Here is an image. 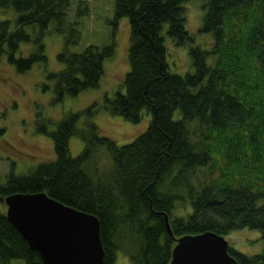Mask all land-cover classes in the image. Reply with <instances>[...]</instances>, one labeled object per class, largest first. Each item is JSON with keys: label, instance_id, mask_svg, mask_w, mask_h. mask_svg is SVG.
I'll return each mask as SVG.
<instances>
[{"label": "trees", "instance_id": "obj_1", "mask_svg": "<svg viewBox=\"0 0 264 264\" xmlns=\"http://www.w3.org/2000/svg\"><path fill=\"white\" fill-rule=\"evenodd\" d=\"M188 1L115 2L116 21L126 17L130 23V69L125 90L107 98L105 108L135 123L147 111L152 117L144 133L119 145L91 119L80 126L82 112L68 113L52 131L51 121L40 126L52 136L56 158L25 175L11 172L0 185L3 204L13 193L46 192L97 216L105 264H117L119 253L132 264H170L176 239L187 234L225 237L244 228L264 234V0H203L201 32L214 36L209 50L195 45L186 28ZM79 3L76 18L89 14ZM72 5L0 0V59L6 57L18 73L46 67L47 32L74 26L58 53L62 69L46 74L56 101L98 87L105 58L115 53V43L71 51L79 37ZM166 36L190 45L192 73L171 71ZM23 43L34 51L19 55ZM73 136L85 143L78 156L71 154ZM228 252L238 264H264V251L250 256L229 244ZM13 260L44 264L0 210V264Z\"/></svg>", "mask_w": 264, "mask_h": 264}, {"label": "rangeland", "instance_id": "obj_2", "mask_svg": "<svg viewBox=\"0 0 264 264\" xmlns=\"http://www.w3.org/2000/svg\"><path fill=\"white\" fill-rule=\"evenodd\" d=\"M71 23L78 21V43L70 45L72 52H81L93 44L101 50L115 43V53L105 58L104 74L100 84L81 92L77 96H66L56 101L53 83L47 78V72H57L63 64L58 60L74 27L65 26L62 33L47 32L44 42L48 56V65H35L26 73H18L6 57L0 59V185L6 184L10 173L28 174L44 162L56 158L54 141L50 134L40 131L46 122L49 131L56 128L68 113L82 112L80 126L91 119L104 136L115 140L119 145L131 143L144 133L150 125L151 114L143 111L140 122L127 120L124 116L113 115L105 108L107 98L113 99L116 93L124 91V79L130 69V23L128 18L115 19L116 0H72ZM80 1L89 8V14L76 18ZM203 0H191L184 4L186 8V28L195 38V45L211 49L214 44L212 33L201 32L206 9ZM0 12V19L4 18ZM167 59L173 73L185 75L194 71L190 55V45L178 46L166 36ZM34 51V45L23 43L19 55L27 56ZM88 109L92 115L85 113ZM180 110L175 118H180ZM85 148L84 141L73 136L70 150L73 156L80 155ZM6 204L0 202V210H6ZM180 211L178 208L177 212ZM229 244L246 255H255L264 251V234L255 229L244 228L232 231L225 236ZM11 264H25L22 260H13ZM117 264H132L119 253Z\"/></svg>", "mask_w": 264, "mask_h": 264}, {"label": "water", "instance_id": "obj_3", "mask_svg": "<svg viewBox=\"0 0 264 264\" xmlns=\"http://www.w3.org/2000/svg\"><path fill=\"white\" fill-rule=\"evenodd\" d=\"M9 221L44 264H105L99 218L61 203L46 192L5 197ZM168 232L172 235L167 220ZM170 264H238L229 242L213 232L177 238Z\"/></svg>", "mask_w": 264, "mask_h": 264}]
</instances>
